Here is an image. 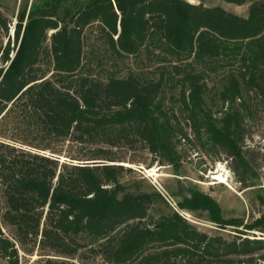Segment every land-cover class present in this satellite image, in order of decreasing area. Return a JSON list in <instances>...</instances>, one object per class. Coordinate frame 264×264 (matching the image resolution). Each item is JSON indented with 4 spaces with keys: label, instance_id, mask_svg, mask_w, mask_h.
I'll list each match as a JSON object with an SVG mask.
<instances>
[{
    "label": "trees",
    "instance_id": "1",
    "mask_svg": "<svg viewBox=\"0 0 264 264\" xmlns=\"http://www.w3.org/2000/svg\"><path fill=\"white\" fill-rule=\"evenodd\" d=\"M25 19L26 12L14 46L10 39L0 44V113L18 106L23 134L0 141V255L7 263L19 264L17 241L27 253L39 245L60 257L42 264H76L70 259L86 246L82 236L106 238L123 228L102 248L113 264H264V239L247 235L264 232V213L251 224L227 220L217 200L190 188V197L177 202L181 210L202 209L219 226L246 228L231 239L210 235L158 192L122 181L133 169L117 163L124 160L114 149L141 143L159 162L177 164V144L189 138L165 108L167 72L105 80L81 72L84 32L96 22L118 56L137 54L147 40L165 44L179 59L172 73L186 86L183 112L198 142L248 170L246 118L264 117V0H253L247 16L188 0H49L33 4ZM45 59L49 70L41 67ZM223 60L231 69L216 117L206 71L195 66L207 70ZM64 140L91 150L62 161L56 142ZM159 201L170 211L157 219L151 211Z\"/></svg>",
    "mask_w": 264,
    "mask_h": 264
},
{
    "label": "rangeland",
    "instance_id": "2",
    "mask_svg": "<svg viewBox=\"0 0 264 264\" xmlns=\"http://www.w3.org/2000/svg\"><path fill=\"white\" fill-rule=\"evenodd\" d=\"M45 1L49 0H0V16L5 22L4 25L0 21V44L3 47H6L9 39L12 43L11 46H14L15 25L19 21L20 15L26 12V21L31 6L43 4ZM188 1L195 4L203 3L206 6H221L238 15L247 16L253 0ZM5 26L8 27V30ZM51 32H49V36ZM50 44L51 40L48 39L46 45L50 46ZM111 51L101 24L96 22L90 25L84 32V56L81 72L92 73L98 79L105 80L111 76H122L129 72L158 77L159 73L163 70L166 71L167 78L173 81H169L170 86L165 93V108L169 111L174 110L180 125L189 135L188 139H181L177 144L176 151L179 154L177 164L168 160L159 162L146 145L141 143H136L130 148L114 149L124 160L117 163L133 169L122 176V181L133 189L158 192L172 208L180 211L198 230L210 235H224L231 239L238 233L237 231L246 230L244 226L238 228L219 226L208 220L209 213L207 211L202 209L193 212L181 210L177 202H183L189 198L190 188H193L217 200L222 207L223 216L227 220L234 218L243 221L244 224H251L264 213V117L262 114L258 113V115L246 118L247 131L241 145L250 168L244 170L236 159L229 157L219 149L207 150L198 142L190 122L183 112L181 96L182 92L186 90V86L176 81L180 76L172 73L173 67L180 64L177 61L179 59L165 44L147 40L137 54L122 56L115 55ZM164 57L167 58V61ZM212 64V69L206 70L200 64L195 68L206 71L205 80L209 87L206 97L215 116L219 117L221 101L218 93L222 89L231 66L225 60ZM4 65L0 55V67ZM41 67L44 70H49L47 59L44 60ZM50 67L52 68V66ZM50 75L51 73H48V76ZM7 110L8 108L0 113V141L23 136L21 122L17 118L18 106L6 115ZM56 143L57 148L62 151V161L69 155L91 150L89 147L86 148V146L71 140ZM218 172L224 174L223 182L214 179L213 176ZM2 211L3 200L0 196V222ZM169 211L170 208L167 207V204L159 201L151 211V217L158 219L161 214ZM122 230L123 228L120 232ZM5 231L10 236V230L5 228ZM120 232L106 238L82 236V242L86 246L81 249L79 256L70 260L76 264H113L104 255L102 248L116 238ZM247 235H250L251 238L264 239V232L256 230L249 231ZM16 245L19 247V264H42L47 258L59 257L55 256L53 252L43 251L39 245L33 253L23 251L17 241ZM0 264H8L1 255Z\"/></svg>",
    "mask_w": 264,
    "mask_h": 264
},
{
    "label": "bare ground",
    "instance_id": "3",
    "mask_svg": "<svg viewBox=\"0 0 264 264\" xmlns=\"http://www.w3.org/2000/svg\"><path fill=\"white\" fill-rule=\"evenodd\" d=\"M215 180H217L218 182H223L224 181V174H221V173H217L215 174V176H213ZM227 177V176H226Z\"/></svg>",
    "mask_w": 264,
    "mask_h": 264
}]
</instances>
